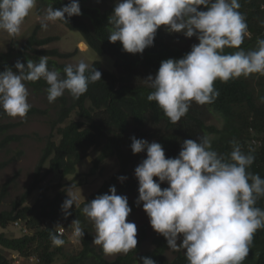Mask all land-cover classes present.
<instances>
[{"label": "clouds", "instance_id": "clouds-1", "mask_svg": "<svg viewBox=\"0 0 264 264\" xmlns=\"http://www.w3.org/2000/svg\"><path fill=\"white\" fill-rule=\"evenodd\" d=\"M36 6L37 0H0V30L9 36L19 35ZM240 7V0H115L108 17V41L119 42L128 54H142L153 46L161 27L170 34H182V44L189 52L179 59L161 61L155 75L142 81L151 89L147 100L155 102L173 124L188 114L192 103L204 112V120L207 111L222 119L210 105L220 95L215 82L264 75V38L257 40L254 49L241 47L251 34ZM80 15L78 0H70L58 9L49 4L40 17L41 28L47 30L48 22L67 24V18ZM81 39V46L89 50L82 36ZM225 49L233 51L226 53ZM48 61L46 55L39 57L38 62L17 60L15 71L13 67H5L0 72V110L10 117L26 118L32 107L26 82L44 80L48 86L47 100L54 103L65 92L79 99L90 84L101 81V72L90 67L93 63L89 66L81 60L76 65H66L62 75L60 70L50 69ZM260 100L264 102V97ZM222 127L223 119L217 131ZM216 134L183 140L175 158L166 157L158 142L130 138L134 155L146 153V158L134 169L138 181L135 204H142L153 231L165 239L171 252L184 253L188 264H243L254 234L264 228V208L257 206L264 198V178L249 171L255 161L253 150L262 148L264 142L250 129L247 140L250 149L245 152L233 139L230 153L224 155L213 150ZM125 179L118 177L121 182ZM163 183L168 186L161 188ZM67 193L68 198L61 205L65 219L71 215L69 209L77 199L72 187ZM131 211L127 197L118 195L115 186L82 208L96 230L93 243L106 254H128L136 249L137 225L127 219ZM12 224L27 233L18 222ZM71 227L73 242L82 241L85 232L81 221L73 220ZM65 235L59 223L49 230L54 247L65 244L62 238ZM13 253L15 257L8 256L11 264H17L18 257L31 264L36 262L34 257L23 258ZM139 261L156 264L151 257H140Z\"/></svg>", "mask_w": 264, "mask_h": 264}, {"label": "trees", "instance_id": "trees-1", "mask_svg": "<svg viewBox=\"0 0 264 264\" xmlns=\"http://www.w3.org/2000/svg\"><path fill=\"white\" fill-rule=\"evenodd\" d=\"M70 0H37L38 12L51 4L54 8H61ZM81 15L68 19V23L57 21L67 31H77L91 50L100 56L108 55L113 59L115 73L103 70L100 62H94L96 70L101 72V81L90 84L88 91L73 99L65 92L54 103L59 110L57 116L49 117V109L40 110L31 107L26 118L43 115L48 118L50 135L46 139L39 164L37 165L33 181L24 193L11 203L10 209L0 210V229L5 230L10 224L18 222L27 229L21 237L0 232V264H11V260L4 252H16L23 258L34 257L35 264H55L59 257L62 264H140V257H151L156 264H188L185 254L178 252L172 260L167 259L165 239L160 236L153 241L151 251L142 252V245L147 231L142 227L138 231V244L135 250L128 254L116 255L109 260L101 246H94V228L92 222L82 213V208L97 195L108 192L115 186L118 195L128 199L132 211L137 209L135 201L138 198V181L134 169L146 158V153L133 154L130 148L131 137L160 143L166 157L178 156L181 144L185 139L196 140L202 135L216 134L213 150L227 155L231 151L230 141L237 140L242 150L250 148L247 140L250 129L255 136L264 142V75L252 74L222 83L217 80L214 84L220 95L210 104L223 119L221 130L208 126L203 118L204 112L198 105L192 103L188 114L178 124H173L163 114L155 102H149L147 96L151 89L142 82L147 76L155 75L161 61L165 59H179L189 52L184 45L183 35L168 33L163 27L157 30L152 47L146 48L142 54H128L122 50L119 42L109 43L108 17L111 15L115 0H78ZM239 11L245 16L250 32V38H245L242 48L251 50L256 42L264 38V0H240ZM55 38L39 39L37 32L27 39L15 56L0 54V72L5 67H13L17 60L26 63L27 59L38 62L39 57L48 56V67L61 71L66 65L50 59L68 57L57 50H39L38 47L48 45ZM232 49H225L226 53ZM13 70L15 71L14 67ZM26 86L44 93L47 99L48 87L44 80L26 82ZM10 117L0 110V119ZM19 124H0V151H9L12 143L19 142L22 137L11 135L13 128ZM55 138H58L55 140ZM90 149L99 151L91 169L94 174L100 164L109 157L118 160V171L86 201L73 205L71 215L64 218L61 205L67 197V183L62 180L72 175L76 166L82 162ZM255 161L249 168L254 174L264 178V145L253 150ZM21 151L13 153L11 158L0 163V168L15 161ZM47 170L42 173L43 166ZM53 174L49 181L46 178ZM126 179L121 182L118 177ZM59 179V180H56ZM156 178L154 177V180ZM45 182V183H44ZM44 183V184H43ZM10 182L0 187V205L6 197ZM167 186L163 183L161 188ZM37 192V198L32 205L27 204L31 195ZM257 206L264 208V198L257 202ZM131 211V212H132ZM75 219L81 221L85 232L82 241L78 242V249L64 250V246L54 247L49 239V230L56 223H61L68 229ZM55 231V230H53ZM65 240L67 236L62 237ZM243 264H264V228L256 231L252 246Z\"/></svg>", "mask_w": 264, "mask_h": 264}, {"label": "rangeland", "instance_id": "rangeland-1", "mask_svg": "<svg viewBox=\"0 0 264 264\" xmlns=\"http://www.w3.org/2000/svg\"><path fill=\"white\" fill-rule=\"evenodd\" d=\"M38 5L39 4L37 3L36 9H34L26 18L19 35L14 37L9 36L6 32L0 30V54L9 53L10 55L15 56L17 53L16 51L20 50L26 43L27 39L34 33V31H36L39 39H46L49 37H56L58 39H55L52 43L39 49L57 50L59 53L69 55L65 59L53 57L57 63L63 65H76L82 60L90 66L92 63L98 61L101 63L104 70L112 73L116 72L114 69L113 59L110 56H100L93 50L86 49L84 45L81 46L83 40L77 31H67L57 22H48L47 30H43L41 28L40 17L43 15V10L47 7L38 12ZM27 89L29 91L28 101L32 107L46 111L49 109L48 116L51 118L57 116L59 109L55 105L48 102L44 93H39L30 87H27ZM205 120L207 124L216 125L217 128L222 126V119L212 111L206 112ZM47 121L48 118L43 115L31 116L23 120L18 117H6L0 119V124H19L18 127L11 130L10 134L22 137L19 142L10 144L9 151H0V163L5 159L11 158L14 152H22V154L15 161L0 168V187L10 182L6 197L0 205V210L10 209L11 203L21 196L25 189L33 181L37 165L39 164L46 144V139L51 132ZM57 139L58 138H55V140ZM98 154L99 151L90 149L87 157L76 166L75 172L62 180L63 183H67V190L72 187V194L77 197L75 202L76 205L86 201L90 194L96 192L101 185L108 181L119 169L118 160L115 157H109L100 164L94 174H91V169L93 167L92 163ZM43 167L42 173L47 170L48 165L45 164ZM51 177H53V174H50L46 180L49 181ZM164 184L168 186L166 183ZM36 198L37 192L29 197L27 204L32 205ZM142 208L143 206L141 204L135 211L130 213L127 219L137 225V235L140 228H146L147 236L142 245V252H145L151 251L154 248L153 241L160 237V235L155 233L150 227L149 219ZM92 227L94 228L95 236L96 230L93 223ZM0 232H4L7 235L11 234L14 237H21L23 234L16 224H10L5 230L0 229ZM65 233L68 237L66 239V243L63 245L65 247L64 250L68 251L78 249V242H73L71 238V224L68 229L65 228ZM94 246L98 247L99 245L94 244ZM4 253L8 256H16L13 252L5 251ZM175 256L176 252H171L170 250L167 252L168 260H172ZM106 257L109 260H114L116 255H108ZM62 262V258L59 257L55 264H62ZM16 263L31 264L19 257L16 260Z\"/></svg>", "mask_w": 264, "mask_h": 264}]
</instances>
